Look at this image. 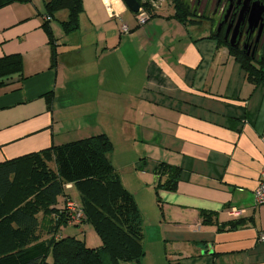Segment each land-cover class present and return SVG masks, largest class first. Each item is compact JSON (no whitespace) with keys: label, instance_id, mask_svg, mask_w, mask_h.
<instances>
[{"label":"crops","instance_id":"1","mask_svg":"<svg viewBox=\"0 0 264 264\" xmlns=\"http://www.w3.org/2000/svg\"><path fill=\"white\" fill-rule=\"evenodd\" d=\"M109 1H91L95 14L85 2L89 29L81 15L68 33L52 19L55 46L43 27L45 0L0 8V57L23 60L22 71L0 77V163L105 133L135 199L156 191L153 264H264V204L254 196L264 80L251 83L210 27L181 20L171 0L129 32L118 22L128 6ZM161 163L180 168L176 190L156 189Z\"/></svg>","mask_w":264,"mask_h":264},{"label":"trees","instance_id":"2","mask_svg":"<svg viewBox=\"0 0 264 264\" xmlns=\"http://www.w3.org/2000/svg\"><path fill=\"white\" fill-rule=\"evenodd\" d=\"M29 1L0 0V8ZM171 1L181 20L192 16L184 0ZM145 6L153 11L149 1ZM60 10L68 11L67 18L61 20L64 31H75L80 27L83 0H45L43 27L52 45L55 39L51 21ZM218 37L242 64L247 79L259 85L264 80V34L261 51L255 57ZM54 46L53 65L56 64ZM22 69L20 54L0 57V77ZM52 97V93L46 94L49 104ZM113 147L110 137L100 133L0 163V264H106L104 255L111 264H142L143 215L133 193L124 186L109 159ZM180 173L179 167L159 164L156 189L176 190ZM67 184L80 194L79 204L87 215L85 222L94 226L102 237L103 244L98 249L88 247L76 235L60 234L62 226L70 223L66 203L72 200L68 192L72 186L68 188ZM59 203L62 207H58ZM238 224L231 222L230 226ZM46 231L48 237H45Z\"/></svg>","mask_w":264,"mask_h":264},{"label":"flooded vegetation","instance_id":"3","mask_svg":"<svg viewBox=\"0 0 264 264\" xmlns=\"http://www.w3.org/2000/svg\"><path fill=\"white\" fill-rule=\"evenodd\" d=\"M184 1L194 19L196 18L201 24H207L214 34L222 37L230 46L252 57L260 53L264 29L259 36V27L253 30L248 19L253 0ZM242 8L243 13L240 12ZM239 18L241 21L237 28ZM232 40L234 41L233 45L231 44Z\"/></svg>","mask_w":264,"mask_h":264},{"label":"rangeland","instance_id":"4","mask_svg":"<svg viewBox=\"0 0 264 264\" xmlns=\"http://www.w3.org/2000/svg\"><path fill=\"white\" fill-rule=\"evenodd\" d=\"M91 1L94 4L97 3L96 0H83V11L80 15L84 18V24L88 23L87 22L88 20L86 21V19L88 17V14H90L89 12L84 11L85 10V2L88 3L87 5L89 7H92L94 9V14L96 13L95 11L100 10V9L99 10L96 9L93 4H90ZM87 10H91V9L89 8ZM60 11H62V10H60ZM60 11H58L55 14V18L52 21L55 25H58L59 21L64 19L62 15L64 14L65 11H63L62 13H60ZM120 21H123V23H127L128 25L129 24L135 25L138 23L136 14L134 12H132L130 9L128 10L127 14L122 15V17L119 19L118 22L120 23ZM89 28H90V26H89V24H87L85 29H89ZM102 28L103 27H100V25L98 26L99 32L101 31ZM68 192L71 194L72 200H74L77 203H80V194L74 186L71 189H68ZM136 201H137L139 208H140L142 215H143V225L142 226L144 228V232L147 233L146 236H148V240L150 242V244H147V240H146V236H145V239H144L145 255L142 259V264H153L152 260H154L153 257L155 255L156 248L158 246H157V242L155 241V238H154L155 234L153 237V233L150 230H151L153 218L159 216L161 213V209L159 208V206L157 205V202H156V191L153 189V191L148 192V191H146V188H145L144 190H141L138 192ZM84 214H85V212H84ZM86 216L87 215L85 214V218L83 219V221L79 225H74L72 223H69L67 225L62 226V228L60 230V234L62 236L76 235L78 238L83 239L86 242V245L88 247H92V248L94 247V248L98 249L103 244L102 237H101L100 233L94 228V226H92L88 222H85L87 219ZM44 233H45V237H48L47 231ZM50 257H51V255H50ZM104 261L106 264H111V261L108 260L106 255H104ZM121 264H135V263L134 262H123Z\"/></svg>","mask_w":264,"mask_h":264},{"label":"built area","instance_id":"5","mask_svg":"<svg viewBox=\"0 0 264 264\" xmlns=\"http://www.w3.org/2000/svg\"><path fill=\"white\" fill-rule=\"evenodd\" d=\"M148 1H149V4L151 5V8H154L157 6V3L160 2L161 0H142L141 1L140 9L137 13H135L137 16L138 25L140 26L147 24V22L151 19V16H152L153 11L148 9L145 6V3H147ZM107 5L109 6L110 4H107ZM121 29L123 32H129L130 27L127 23H123V21H121ZM66 187L70 188L71 184H67ZM254 196H255V202L257 205L264 204V168L261 171L260 181H259L257 188L255 189ZM66 208L69 212L70 223L80 224L85 218L84 210L82 209L80 204L75 202L74 200H69L66 203ZM258 241L264 242V230L258 233Z\"/></svg>","mask_w":264,"mask_h":264},{"label":"water","instance_id":"6","mask_svg":"<svg viewBox=\"0 0 264 264\" xmlns=\"http://www.w3.org/2000/svg\"><path fill=\"white\" fill-rule=\"evenodd\" d=\"M125 4L128 6V8L134 12L137 13L141 7V1L142 0H123ZM252 1V0H249ZM252 6L249 9V25L250 27L255 30L257 27H259V36L261 35L262 30L264 29V2L262 0H253ZM246 4V2H245ZM243 13V8L240 11ZM240 18L237 21V28L240 25ZM258 36V39H259ZM234 38H236V35H234ZM234 40V39H233ZM232 40L231 44H234V41Z\"/></svg>","mask_w":264,"mask_h":264},{"label":"bare ground","instance_id":"7","mask_svg":"<svg viewBox=\"0 0 264 264\" xmlns=\"http://www.w3.org/2000/svg\"><path fill=\"white\" fill-rule=\"evenodd\" d=\"M107 2H110L109 0H107Z\"/></svg>","mask_w":264,"mask_h":264}]
</instances>
